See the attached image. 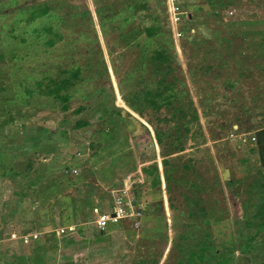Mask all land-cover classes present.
Masks as SVG:
<instances>
[{"label": "rangeland", "instance_id": "374dc122", "mask_svg": "<svg viewBox=\"0 0 264 264\" xmlns=\"http://www.w3.org/2000/svg\"><path fill=\"white\" fill-rule=\"evenodd\" d=\"M138 2H146L142 19L136 11L126 23L122 16L109 17V11L123 13L130 5L136 10ZM178 3L184 13L172 25L166 0L19 1L23 9L48 4L61 19L56 23L61 40L54 48L11 46L13 52L34 51L24 75L39 69L44 78L69 80V109L85 110L64 123L61 104L45 91L26 105L20 95L15 102L9 58L0 51V166L27 167L35 174L9 173L0 195L5 200L12 191L23 192L31 206L25 210L20 203L19 213L10 208L13 220L22 211L30 223L38 221L34 226L52 231L69 226L65 221L71 212L80 214L81 200L91 201L92 213L127 187L143 212L138 220H117L106 230L126 235L128 242H122L135 254V264H264V231L251 242V251H243L264 224V167L255 145L257 131L264 129V0ZM102 22L110 29L107 35ZM144 25L153 29L152 36ZM155 50L165 61L151 58ZM167 87L172 96L165 102ZM152 96L162 103L159 110L149 102ZM204 99L213 100L206 117ZM99 107L108 109L103 119ZM114 109L121 110L120 124ZM163 118L170 122L156 120ZM78 120L89 125L72 129ZM153 127L162 133L163 150L155 148ZM139 138L147 156L137 148ZM10 145L13 150L4 151ZM144 167L153 174H145ZM73 168L83 174L69 176ZM24 183L36 189L48 183L56 191L37 199L38 192ZM77 225L71 226L81 231ZM91 227L83 226V232L91 236Z\"/></svg>", "mask_w": 264, "mask_h": 264}, {"label": "crops", "instance_id": "0c3cea01", "mask_svg": "<svg viewBox=\"0 0 264 264\" xmlns=\"http://www.w3.org/2000/svg\"><path fill=\"white\" fill-rule=\"evenodd\" d=\"M166 10L169 22L174 25L171 18H169L168 0H166ZM188 18L190 19V15H188ZM11 149L12 146L10 145V147H7L4 151L6 150L9 152ZM37 152H39V149L33 151V154ZM26 155L27 154H23L19 156L24 157ZM11 156L14 157V155ZM3 168L10 173L17 171V173L21 172L24 176H28L29 178L35 177L32 169L28 170L27 168H22L21 170H14L6 166ZM76 168L71 170L69 176L78 177L83 174L82 170L80 171V169ZM17 173H14L13 176L17 175ZM4 178L8 179L11 178V176L3 174V176L0 177V184ZM7 183L13 185L11 180H8ZM23 185L26 186V190L30 189L32 193L38 192L36 194L37 199L46 191H56L54 186H50L48 183H42L38 189H36L34 185L28 183H24ZM80 189L82 190V188ZM13 193L12 191L9 195L10 197L8 196L9 199L5 200L2 198V195H0V264H86L87 262L91 264H135V254L129 251L127 247L128 244H123L122 242V240L127 241L126 235L123 233V237L120 231L114 232L113 229H111L112 231H107L106 227L111 224L110 221H104L103 227H97L96 225L97 220L101 219L112 210L113 198L106 197V203L102 205L104 207L100 205L95 208L93 207L92 213L91 201L81 200L79 204V209H81L79 212L80 214L76 215V211H74V214L71 212L67 218L68 221H65V224L68 223L66 225L69 226H61V229L54 227V230L47 231L45 228L38 227L39 225L34 226L38 221L35 222L34 220V223H30V221L24 219L25 217L22 211L21 218L16 222L13 220L14 216H11L10 208L12 210L14 208L16 212L19 213L20 208L18 206L20 203L24 202L21 206L25 210L28 205L29 207L31 206L28 196H23V192L16 191L15 193H19L18 195ZM4 209H6L5 212ZM92 217L95 218L93 221ZM115 222H117V220L112 221V223ZM77 223L81 231L71 226ZM89 223L92 225V232H90L91 236L89 233L83 232L85 231V227L83 228V226ZM33 227L36 228L33 230ZM31 232L33 234L29 236L37 235L36 233H38V239L32 240V238L28 236Z\"/></svg>", "mask_w": 264, "mask_h": 264}, {"label": "trees", "instance_id": "16d2710c", "mask_svg": "<svg viewBox=\"0 0 264 264\" xmlns=\"http://www.w3.org/2000/svg\"><path fill=\"white\" fill-rule=\"evenodd\" d=\"M20 0H2L0 1V51L3 52L2 55L6 58H9V62H7L8 67L11 70V75H13L12 78V88L14 90L13 97L14 101L16 102L19 98V95L22 100L21 105H26L28 101L36 95H40L42 91H45L47 95H52L51 99L57 101V104L60 103V111H63V122L66 123L68 121V116H78L80 115L85 109L81 107H77L75 110L69 109V103L73 97L72 95L67 91V86L70 85L69 80L64 81H54L51 78H44L42 76V72L37 69L31 77L28 75H24V68L27 66L28 61L30 58H32V55L34 54V51L29 50H23V48L28 49L31 44L33 45H39V47H45V49H52L57 45L56 40L60 39L61 37L58 35L57 26L56 23L60 22V17L57 12H54L51 7L48 4H42V5H36L34 7L30 8H21L19 6ZM138 7L136 10H134L133 6H129L126 8V12L123 13H114V10H111L108 12L109 17L113 20H117L120 16H122L123 22H129L133 21L135 18V14L132 13L133 11H136V13H139V17L142 19V16H144L146 7V2H138ZM132 13V14H131ZM123 14V15H122ZM99 16L102 15V13H98ZM119 15V16H116ZM158 18V17H157ZM144 31L147 35L152 36L153 35V29H151L149 26L144 25L143 26ZM102 32H105V35H107V32L109 27L106 25H101ZM59 40V41H60ZM95 41V39H94ZM13 46L16 48L23 47L22 50H17L16 52H13ZM11 47V48H10ZM48 50H46L45 53H47ZM38 56L36 55L34 60H32L31 64H35V61H37ZM151 58H156L157 61H165V58L162 56L160 51L155 50L153 55H151ZM159 59V60H158ZM34 68V66H32ZM43 67V66H41ZM40 68V67H39ZM79 75V70L75 71L73 74L74 78H77ZM27 76V77H26ZM119 86L121 89V83L119 82ZM231 86V85H229ZM172 88L167 87L166 92H170L167 96H163L162 100L167 102L169 97L172 96L171 92ZM66 92V93H65ZM146 96H150V92H146ZM162 96V95H159ZM43 97V96H42ZM50 97V96H49ZM25 99V100H24ZM253 99V97H252ZM153 107L156 110H159L162 108V103L156 104L154 101V96H152L151 101H149ZM210 104H213V100L210 99H204V102H201V107L203 111V115L206 117V113L209 112L208 110L211 108ZM130 107L132 105H129ZM134 109L139 115L143 116V113L135 107H131ZM130 108V109H131ZM100 112L102 113L100 115V119H103L105 113L108 112V109H102L100 108ZM121 113L120 109H114L112 116L116 123L120 124L122 123V118L119 114ZM71 114V115H69ZM67 115V116H65ZM144 117V116H143ZM160 121H164L169 123L170 120L168 118L163 119H156ZM62 122V121H61ZM106 122L108 123V118L106 119L104 125H106ZM151 123L150 121H147ZM89 125V123L85 120H78L74 123L72 126V129H82ZM154 128V127H153ZM111 130V127H110ZM147 132V131H146ZM148 135V132H147ZM162 133L159 131V129L154 128V140H155V148L157 146H160L161 149H164L163 146V138L161 137ZM144 138H139L137 143V148L139 151H141V154L143 156L146 155V151L144 149V141H142ZM149 142L148 145L152 147V153L149 155L150 158L154 159L156 156V150L153 147V143H151V137H148ZM255 145L258 147L259 152V162L261 166L264 167V129H259L255 135ZM143 151V152H142ZM27 168V167H26ZM5 168L0 166V177L3 176V174L8 175L10 172L6 171ZM143 172L145 174H148L151 176L153 172L149 171L146 167L143 168ZM14 173H17V171H13L11 173L12 175ZM10 176V175H9ZM157 177V176H156ZM18 195L19 193H14ZM24 196V195H23ZM264 231V224H260L258 227L257 232L251 236L248 239V242L246 246L244 247V252L251 251L250 246L252 247L251 242H253L257 235H259L261 232ZM208 247H204L203 249H206ZM202 249V251H203ZM202 260V257L199 256V261Z\"/></svg>", "mask_w": 264, "mask_h": 264}, {"label": "built area", "instance_id": "2783aa9c", "mask_svg": "<svg viewBox=\"0 0 264 264\" xmlns=\"http://www.w3.org/2000/svg\"><path fill=\"white\" fill-rule=\"evenodd\" d=\"M179 4L178 0H168L170 18L173 23H177L179 16L183 13L178 11ZM126 190H128V188L123 187L120 190L113 192L114 198L112 210L96 221L97 227H103L104 221L112 222L123 219L133 220V218L138 220L140 214L143 212L144 205L138 203L136 199L129 198ZM33 239H37V236L33 235Z\"/></svg>", "mask_w": 264, "mask_h": 264}]
</instances>
